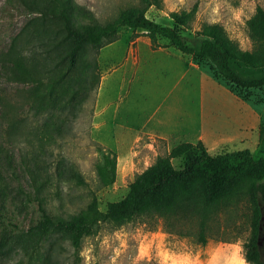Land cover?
Wrapping results in <instances>:
<instances>
[{
    "label": "rangeland",
    "instance_id": "374dc122",
    "mask_svg": "<svg viewBox=\"0 0 264 264\" xmlns=\"http://www.w3.org/2000/svg\"><path fill=\"white\" fill-rule=\"evenodd\" d=\"M74 2L100 25L122 9L143 7L140 0ZM194 5L188 26L177 27L185 44L197 48L202 39L197 31L218 23L240 49H254L245 22L257 5L264 7V0H162L160 7L146 8L145 15L158 25L174 27L170 13ZM34 17L38 15L21 0H0V151L10 155L16 167L13 176L0 166V236L12 225L25 229L38 219L35 204L26 200L33 191L22 156L40 145L50 166L45 205L56 217L77 214L93 197L100 210L122 200L136 174L179 141H194L199 129L211 155L248 148L254 158H264V135L255 146L259 125L264 124V87L229 85L216 77L209 63L181 54L161 37L152 44L140 29L119 27L99 46H87L79 59L86 73H75L87 79L85 87L73 98L70 92L58 98L65 103L53 109L31 108V85L13 81L1 59L16 37L23 41ZM232 68L244 79L264 76V68L238 62ZM141 127L173 136L167 142L153 134L137 135ZM97 146L116 154V178L108 186L100 185L96 176ZM171 162L180 169L184 159ZM250 217L245 197L226 203L209 220L205 243L198 242L196 217L145 214L123 223L106 221L83 237L78 249L63 234L54 235L51 264H248L242 243L249 235ZM14 256L0 257V264H13L6 260Z\"/></svg>",
    "mask_w": 264,
    "mask_h": 264
},
{
    "label": "trees",
    "instance_id": "16d2710c",
    "mask_svg": "<svg viewBox=\"0 0 264 264\" xmlns=\"http://www.w3.org/2000/svg\"><path fill=\"white\" fill-rule=\"evenodd\" d=\"M143 7H128L105 24H97L90 12L83 11L74 0H21L38 15L28 23L22 35L16 37L1 61L7 64L10 78L29 84L31 108L53 109L64 104L58 99L85 87L87 79L75 73H86L80 67L81 52L97 47L112 38L119 27L140 29L152 44L157 37L183 55L207 62L218 79L237 88H263L264 76L242 78L233 68L238 62L252 69L264 68V7L257 5L246 20L247 35L254 49H240L218 23L204 24L197 34L202 37L197 48L185 44L177 27L188 26L195 5L189 11L170 13L174 27L158 25L145 15L146 8L160 7L162 0H140ZM22 42L23 44L19 43ZM71 78V80H70ZM62 102V103H61ZM258 135H264L260 124ZM44 149L22 156V166L33 194L26 196L34 203L38 219L25 229L12 225L0 236V257L15 254L13 264H51L52 237L63 234L74 249L83 237L93 234L100 223H123L145 214L159 216L196 217L197 239L206 241L208 222L226 203L245 197L251 210L249 235L242 243L243 258L248 264H264V158H254L249 149L211 155L201 141L182 142L173 146L167 155H158L145 169L135 175L128 185L126 196L110 202L104 210L93 197L86 207L71 217H56L45 205V190L49 183L50 167L43 158ZM99 160L95 172L100 185L108 186L116 178V154L97 146ZM184 159L182 168L175 169L171 158ZM3 164L11 175L16 167L10 155L0 151ZM60 167L62 162L60 161ZM58 167V174L62 169Z\"/></svg>",
    "mask_w": 264,
    "mask_h": 264
},
{
    "label": "crops",
    "instance_id": "0c3cea01",
    "mask_svg": "<svg viewBox=\"0 0 264 264\" xmlns=\"http://www.w3.org/2000/svg\"><path fill=\"white\" fill-rule=\"evenodd\" d=\"M167 54L168 53H166V56H167ZM169 55V54H168ZM172 56V55H171ZM117 79V78H116ZM106 91H108V90H106ZM106 103H104V104H102V107H104V105H105ZM105 108V107H104ZM257 118H258V115H257ZM139 132H143V133H146V134H153V135H156V136H158V137H160V138H163V139H165L167 142H169V141H171V137L173 136L172 134H170V133H166V132H163V131H161L160 129H157L156 127H154V128H151V129H147V130H144V127H141L140 129H137L136 130V134L138 135L139 134ZM256 135H257V137L255 138V142H256V144H255V146H257V144H259L260 143V141H262L263 140V138L261 137V138H259V135H258V133H256ZM197 141H201V142H204V136H203V133H202V130L201 129H199L198 131H197V134H196V137H195V140L194 141H191V142H189V143H194V142H197ZM182 142H184V141H179L178 142V144L179 143H182ZM175 145H177V144H175ZM173 147V146H172ZM171 147V148H172ZM244 149H248V148H244Z\"/></svg>",
    "mask_w": 264,
    "mask_h": 264
}]
</instances>
